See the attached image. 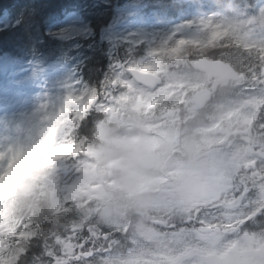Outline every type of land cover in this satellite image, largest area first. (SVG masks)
Segmentation results:
<instances>
[{"label": "clouds", "instance_id": "1", "mask_svg": "<svg viewBox=\"0 0 264 264\" xmlns=\"http://www.w3.org/2000/svg\"><path fill=\"white\" fill-rule=\"evenodd\" d=\"M224 37L223 32H201L194 27L192 35L178 36L169 46L160 47L155 58L161 66H172L175 56L186 54L184 71L188 79L192 84H203L220 68L204 61L222 59L224 65L232 63L230 55L221 57L220 53H213L206 55L204 61L199 56L205 49L223 45ZM239 83V77L219 82L213 78L206 92L190 91L193 107L180 108L179 122L165 120L159 125L147 147L133 155L126 167L115 171L110 182L104 184L100 198L87 190L93 184L91 175L85 173L80 177L71 194L75 201V226L81 234L93 226L92 235L99 232L113 237L109 255L119 257L97 258L91 264H162L156 257L162 248L186 257L183 264H240L239 249L226 254L221 242V227L232 218L227 211L232 205L221 202L222 191L227 183L236 180L243 163L238 139H229L234 126L229 117L237 116L235 123L250 122L248 114L241 115L239 111L248 105V101L239 98ZM88 102V98L81 100ZM112 127L114 130L115 126ZM77 131L78 126L70 131L69 120L61 113L43 125L27 144L12 147L11 151L0 149V201L10 211L14 208L21 221L27 218L29 223H43L55 215L52 201L37 205L36 201L25 199L24 192L33 180L53 173L56 162L67 154L70 145L77 143ZM91 142L98 149L102 146L95 137ZM81 153L76 155L83 158ZM261 198L264 199V193ZM194 209L201 214V226L193 224L186 228V221L197 219ZM167 224L179 226V233L171 238L158 237L157 226ZM18 259H22V253L20 257L14 254L9 264Z\"/></svg>", "mask_w": 264, "mask_h": 264}, {"label": "trees", "instance_id": "2", "mask_svg": "<svg viewBox=\"0 0 264 264\" xmlns=\"http://www.w3.org/2000/svg\"><path fill=\"white\" fill-rule=\"evenodd\" d=\"M126 1L128 0H0V60L15 63L21 68L28 66L37 75L55 72L63 65L67 67L73 65L76 66L82 81L79 89L81 92L85 90V86L98 88L107 76L113 75L111 71L113 61L138 59L146 51L144 44L135 46L134 43L126 41L115 44L112 39H105V34L119 20L118 8ZM137 2L140 9L139 16L142 18L151 15L177 17L188 11V6L191 4H195V7L200 4L202 6L200 3L202 0L192 2L138 0ZM261 2L264 0H213L211 4L220 9L230 10L228 6L232 4L244 8L249 5L257 6ZM70 14H75L85 27V31H81V34L74 38V43L55 38L49 33L52 25L65 20ZM5 17L7 22L3 23ZM224 40L225 43L220 47L208 49L207 55L228 50L232 57V63L228 67L240 78V83L254 85V77L250 78V72L257 61H264V47L246 46L235 35H228ZM246 56L256 59L250 61ZM8 83L14 86L12 82ZM4 85L5 82H1V93L8 90ZM92 95L88 96L89 102L83 108L64 118L69 120L70 131L74 125L78 126L76 122L84 118L88 108L94 103ZM258 123L264 124V108L260 110L254 122L255 125ZM29 130L30 127L26 126V131L29 132L26 140L35 133V127ZM80 151H83V146L78 142L70 145L67 154L61 158L62 168L64 161L76 156ZM58 172H63V169L56 171ZM242 184L243 181H237V192L241 191ZM233 194L235 199L239 198V194L237 195L236 192ZM24 198L36 201L37 205L44 200L52 201L55 205V215L50 216L43 223H29L27 218L21 221L15 209L10 211L1 201L0 235L8 239L0 240V251L8 246V240L15 237L14 254L17 257H20L25 249H31L30 256L25 260L26 264H48V255L53 257L55 264H91L93 260L102 259L106 253H110L113 237H105L99 232L90 235L94 230L93 226L87 227L81 234V230L75 226V201L71 195L66 197L63 191L57 189L50 175L33 180L26 188ZM261 213H264V205L259 204L253 211L251 219L231 229L242 234L264 232V215ZM193 214L196 215L195 209ZM193 224L199 228V219L186 221L185 227ZM157 227L162 233H179L177 225L167 224ZM101 244L103 247H100ZM41 251L48 255L41 256Z\"/></svg>", "mask_w": 264, "mask_h": 264}, {"label": "snow or ice", "instance_id": "3", "mask_svg": "<svg viewBox=\"0 0 264 264\" xmlns=\"http://www.w3.org/2000/svg\"><path fill=\"white\" fill-rule=\"evenodd\" d=\"M247 7H251L250 5ZM229 9L240 10V5H229ZM245 21H251L250 27L254 30L248 42L264 47V5H261L256 15H245ZM212 23V21H204ZM197 21H190L186 27H194ZM172 37H169L171 40ZM164 46H169L168 40ZM208 49L199 53L200 59L204 61ZM157 50L151 52L153 58L156 57ZM221 57L229 55L228 50L220 51ZM247 59L254 60L255 57L246 56ZM175 64L172 66H161L159 61L153 59L147 65H117L124 71L116 75L105 78L98 88H88L79 94H69L60 108L63 113L65 107L73 103L74 97L83 96L86 100L90 94H94L95 102L88 108L84 118L78 120V131L76 140L83 146L81 155H76L64 161V195L70 196L77 187V182L82 175L88 173L92 177V183L99 185L101 189L104 184L109 183V178L117 170L126 167L127 161L136 153L146 148L160 121L164 120L171 112L175 111L177 101L182 97L187 99L190 91L202 93L207 91V85L215 77L217 82L221 81L219 72H215L208 82L203 84H192L184 71L186 54H178L174 57ZM214 63L220 68H226L222 59ZM151 67L152 72H145L144 69ZM125 72L130 73L129 78H125ZM254 77L253 84L257 89H264V61H257L255 67L251 69L250 78ZM78 110V109H77ZM57 118L53 113L46 117V123ZM91 125V126H90ZM115 126L113 130L112 126ZM104 131L101 132V127ZM76 127V125H74ZM91 133V135H90ZM101 141L98 149L92 144V139ZM13 148H9V151ZM264 163V159L261 160ZM264 193V187L260 189V194ZM255 195V194H254ZM71 203V201H69ZM264 215V213H261ZM91 235V233H90ZM8 239L0 235V240ZM16 238L8 240V246L0 251V264H9L15 253ZM5 251L7 255H5ZM31 254V249H25L22 259L15 261V264H23ZM41 256L48 255L41 251ZM48 264H55V260L48 255Z\"/></svg>", "mask_w": 264, "mask_h": 264}, {"label": "rangeland", "instance_id": "4", "mask_svg": "<svg viewBox=\"0 0 264 264\" xmlns=\"http://www.w3.org/2000/svg\"><path fill=\"white\" fill-rule=\"evenodd\" d=\"M136 1L137 0H128L124 5L118 8L120 11V21H118L115 25L116 28L107 34V38L113 37L116 41L129 35H136L137 37H134L135 41H139L140 38L144 37L151 39L150 41H147V44L150 45V49L148 50L146 56L139 60L123 64L125 66L131 64L147 65L151 63L153 59H156L151 56V52L153 50H158L160 47L164 46L165 41L167 40L170 45L171 41L178 36L192 35L194 27H199L201 32H207L209 29L220 31L224 27L231 24L227 16L214 7L199 12L194 11L190 15L186 17H180L177 20H171L168 18H155L154 20L147 21L141 20L137 17L139 5ZM244 17L245 15L243 13H237L236 23L243 30L250 27L251 25V21H245ZM202 20L212 21V23L202 22ZM72 21L74 20L70 18L66 23H58L53 25L50 28L49 33L57 38L73 39L74 35L77 34V30L80 29L81 26L70 24ZM190 21H197V25L192 28L186 27L187 23ZM3 22H6V18L3 20ZM175 31H178V34H174ZM252 33L253 29L251 28V30L245 31L243 36L248 41L252 36ZM169 37H172V39L169 40ZM0 71L5 73L6 76L8 75L10 77L9 79H11L13 82L26 84L27 88H34L32 92L10 91L6 93L5 99L7 104L10 106L1 107L0 118L6 115L8 117L7 124L10 127H13L17 120L19 121L24 118L34 119L36 117L35 115L38 116L43 107L47 105V101H52L54 99L55 95L59 91V85H62L64 82H66L68 77V73L64 71L52 75H46L44 77H38L36 74H30L29 76L25 77V75H20V69H16L13 65L7 64L5 62H0ZM113 71V75H116L119 72L124 71V69H119L116 67L113 69ZM218 72L221 77L233 76L232 71L227 67L219 68ZM130 76L131 75L129 73L125 72V78H129ZM213 78L215 79V77ZM240 95L243 96L240 99L251 102L250 108H242L239 110L241 115L247 113L249 116L250 122L240 123L242 129H244L248 123L252 122V117L255 118L258 109L264 105V102H262L264 101V89H257L256 86H253L250 89L248 88L245 89V91H242V93L239 94V97ZM207 99V95L203 97L205 102ZM187 104H189L190 108L193 107V104L190 103L189 100L187 101ZM198 111L199 109H197V112ZM230 118H233L234 121L237 120V116L229 117V119ZM253 130L254 127L252 126L250 128V133H245V138H249L251 135V139H249L248 142H239L241 146L239 156L242 157L243 160L241 167L255 163L254 165L258 169H262L264 166V163H261V160L264 159V127L260 125L258 128H255L254 132ZM5 136L6 131L0 126V149H5L4 147H6L7 143L12 140H6ZM59 167L60 161L58 160L55 164L54 170L59 169ZM258 173L259 171H257L255 175ZM51 178L55 185L59 189L63 190L64 174L52 175ZM256 178L257 181L253 182L251 186L245 189L242 196L243 198H241L239 203H237L234 207L227 209L232 217L230 220H227V222H236L238 219L246 215V209L248 206L252 204H258L259 202H264V199L261 198L260 194V189L264 187V180L262 179V175L257 176ZM61 179L63 182H61ZM231 184L232 182H229L224 186L222 194L223 192L230 191ZM87 190L93 196L101 197L103 195L101 187L96 184L89 185ZM252 195H254L253 198L248 197ZM156 235L161 237L158 232ZM221 242L225 246L226 254L233 250L239 249L240 264H264V235L242 234L241 237L229 239L227 235L223 234ZM242 244L245 246L241 247ZM156 257L162 262V264H183V260L186 258L181 257L179 253L166 252V249L163 248L156 253ZM113 258L119 259V257H111L110 255H107L104 259ZM224 259L225 261L228 259L227 255H225Z\"/></svg>", "mask_w": 264, "mask_h": 264}]
</instances>
